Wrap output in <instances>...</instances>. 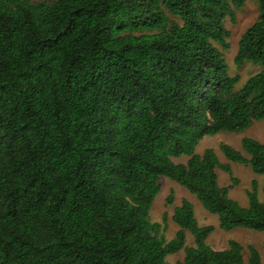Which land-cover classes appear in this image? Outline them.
I'll return each mask as SVG.
<instances>
[{
	"label": "trees",
	"instance_id": "1",
	"mask_svg": "<svg viewBox=\"0 0 264 264\" xmlns=\"http://www.w3.org/2000/svg\"><path fill=\"white\" fill-rule=\"evenodd\" d=\"M246 0H0V264H244L243 247L207 243L182 199L165 239L150 210L161 177L194 195L219 227L264 232L257 182L248 206L228 197L205 136L264 119V0L241 35L234 64L262 66L241 89L221 51L225 19ZM264 176V143L242 138ZM187 156L185 165L173 158ZM264 194V185H263ZM173 203V193L166 205ZM186 232L193 246H186ZM264 249V245H263ZM248 264H262L248 246Z\"/></svg>",
	"mask_w": 264,
	"mask_h": 264
},
{
	"label": "rangeland",
	"instance_id": "2",
	"mask_svg": "<svg viewBox=\"0 0 264 264\" xmlns=\"http://www.w3.org/2000/svg\"><path fill=\"white\" fill-rule=\"evenodd\" d=\"M235 15V24H232L229 19H225L224 21V28L230 33L229 38L226 40L230 48L224 51L217 44H215V46L224 56L229 76H237L239 78V81L235 86V90H239L251 76L257 74L262 69V66L254 65L252 63H245L242 69H237L234 64V57L237 53L238 42L241 35L257 19L258 6L256 0H246L245 5L240 10H235ZM242 138H251L260 143H264V119L259 122H254L248 129L241 132H220L214 136L203 137L195 149V154L202 155L206 149H213L219 163L230 166L231 177L234 178L236 182L233 183V181H231L228 173L221 169H217L216 174L218 184L220 187H229L228 197L236 201L240 206L247 207V192L251 190V184L253 181L257 182L258 199L261 202H264V176L253 173L251 168L247 165L227 161L219 149V144H226L240 152L243 157L249 159V155L244 152L241 147ZM187 160V156H181L173 158L172 162L185 165ZM158 185L159 193L153 201L150 210V220L151 222L161 224L162 217L166 214V231L164 234L166 241L173 239L178 230L177 225L171 220L173 209L180 205L182 199H185L193 205L194 217L198 225L201 227H213L212 233L206 240V243L212 249L224 250L227 248L228 241L234 240L243 247L242 254L244 264H248V246H253L259 252L261 263L264 264V232H257L246 228H236L230 231L222 230L219 227L217 216L208 213L201 206L196 197L186 189L164 177L159 178ZM170 193H173V203L172 205L167 206L166 199ZM185 245L193 246V238L188 232H186ZM183 258L184 251L181 250L176 254L168 255L165 260L169 264H175L176 262H182Z\"/></svg>",
	"mask_w": 264,
	"mask_h": 264
}]
</instances>
